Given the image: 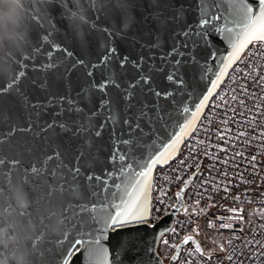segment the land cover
Segmentation results:
<instances>
[{
    "label": "water",
    "instance_id": "1",
    "mask_svg": "<svg viewBox=\"0 0 264 264\" xmlns=\"http://www.w3.org/2000/svg\"><path fill=\"white\" fill-rule=\"evenodd\" d=\"M123 3L0 0V82L18 88L0 96V264H103L89 245L107 264H172L185 245L168 261L158 252L192 176L150 227L152 172L177 155L250 45L233 48L236 21L244 6L258 14L259 0H170L183 11L165 28L154 16L172 8ZM79 125L90 131L74 134ZM140 188L144 218L113 225ZM75 239L87 243L76 251Z\"/></svg>",
    "mask_w": 264,
    "mask_h": 264
},
{
    "label": "built area",
    "instance_id": "2",
    "mask_svg": "<svg viewBox=\"0 0 264 264\" xmlns=\"http://www.w3.org/2000/svg\"><path fill=\"white\" fill-rule=\"evenodd\" d=\"M264 42H252L210 98L177 155L153 169L148 217L153 226L181 208L159 239L172 264H264ZM228 225V227H224ZM229 257L231 259H229Z\"/></svg>",
    "mask_w": 264,
    "mask_h": 264
},
{
    "label": "snow or ice",
    "instance_id": "3",
    "mask_svg": "<svg viewBox=\"0 0 264 264\" xmlns=\"http://www.w3.org/2000/svg\"><path fill=\"white\" fill-rule=\"evenodd\" d=\"M125 6L126 5L123 3V0H121V7H125ZM154 6L162 10L165 8H172L175 12L174 17H169L165 15L164 11H160L154 16V20L156 24L159 25L161 28H165L167 26L169 19L171 18L179 19L180 13L183 11L182 8L176 9L174 6V3H170V0H156V3ZM259 8H260L259 13L253 15L252 7L244 6L243 14L240 17H238L236 21L238 26L242 28V32L237 36L236 41L233 43L234 49L243 50V47L247 43H252V42H257V41L264 42V0H259ZM201 22L207 23V21H201ZM228 31L231 32V29H228ZM241 37H243V39H241ZM110 55L111 54H109V57L107 58H110ZM77 63H82V62L78 61ZM168 79L172 80L173 77L170 75ZM262 79H264V77H262ZM213 86H215V82H213ZM14 91H18V88L15 85V78H13V83H10V84L0 82V96H3L5 94H11V92H14ZM207 99L208 97L205 96L204 99L201 101V103L203 104L205 101H207ZM52 127L53 125H48V128H52ZM59 127L65 131L70 130L66 123L60 124ZM86 131H90V129L85 125H79L76 128L74 134H79L81 132H86ZM97 135H99V133H97ZM124 143L127 144L129 143V141H124ZM49 159L51 160L52 158L49 157ZM3 163L4 161L0 160V164H3ZM156 163H159L158 159L151 160V163L146 166L145 171L141 172L139 175L141 177L145 176L147 174V170ZM32 171L38 173L40 170L37 168H33ZM138 183L139 181H137V184L133 185V187L136 188L138 186ZM143 191L144 189L140 188L138 193H135V194L129 193V199L126 201L124 205V211L121 213H118L116 216L110 217L113 225L117 223L126 222V221L119 220L120 215H124L131 219H143L144 218L143 212L145 211V208H144V201L141 195ZM181 191L183 190L181 189ZM180 195H181V192L176 193L177 197H179ZM224 227H228V225H224ZM191 240H192V237L187 236L185 237L183 243L187 244ZM82 243H87V242H84L80 239H75L74 243L72 244V247H74L76 251H79L80 249L78 246L81 245ZM196 251H200V248L197 247ZM88 252H89V256L92 257L93 259L101 260L103 264H107L106 250L99 248V247H93L89 245ZM173 258L175 259V257ZM229 259L231 258L229 257ZM64 264H68V262L64 261Z\"/></svg>",
    "mask_w": 264,
    "mask_h": 264
},
{
    "label": "rangeland",
    "instance_id": "4",
    "mask_svg": "<svg viewBox=\"0 0 264 264\" xmlns=\"http://www.w3.org/2000/svg\"><path fill=\"white\" fill-rule=\"evenodd\" d=\"M158 251H159V244H158Z\"/></svg>",
    "mask_w": 264,
    "mask_h": 264
}]
</instances>
